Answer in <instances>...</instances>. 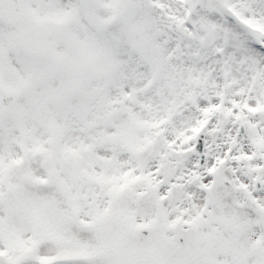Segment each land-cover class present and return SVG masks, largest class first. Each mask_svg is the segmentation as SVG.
<instances>
[{"label":"snow or ice","instance_id":"6c2138e0","mask_svg":"<svg viewBox=\"0 0 264 264\" xmlns=\"http://www.w3.org/2000/svg\"><path fill=\"white\" fill-rule=\"evenodd\" d=\"M0 264H264V0H0Z\"/></svg>","mask_w":264,"mask_h":264}]
</instances>
